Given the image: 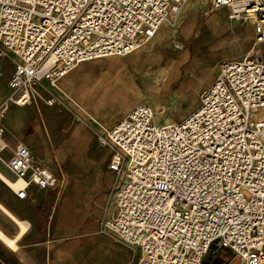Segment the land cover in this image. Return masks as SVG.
Returning a JSON list of instances; mask_svg holds the SVG:
<instances>
[{
  "label": "built area",
  "instance_id": "obj_1",
  "mask_svg": "<svg viewBox=\"0 0 264 264\" xmlns=\"http://www.w3.org/2000/svg\"><path fill=\"white\" fill-rule=\"evenodd\" d=\"M188 0H0V41L13 56L11 93L0 107V161L20 199L60 178L30 147L12 148L4 119L26 106L45 81L58 82L82 62L126 56L175 23ZM234 20H252L264 43V0H211ZM49 105L55 98L49 96ZM97 143L111 148L110 169L124 178L103 229L138 249L134 264H202L215 245L240 262L264 264V58L223 61L198 107L178 122H157L136 104L112 126L90 116ZM9 149V159L2 157Z\"/></svg>",
  "mask_w": 264,
  "mask_h": 264
},
{
  "label": "rangeland",
  "instance_id": "obj_2",
  "mask_svg": "<svg viewBox=\"0 0 264 264\" xmlns=\"http://www.w3.org/2000/svg\"><path fill=\"white\" fill-rule=\"evenodd\" d=\"M229 14L227 8L213 10L211 0H188L174 27L169 26L167 32L160 28L152 39L129 55L82 62L59 80L58 87L42 83L39 88L41 95L23 108L28 116L24 133L42 130L44 136L41 140L44 141L45 151L50 152L49 160L55 166L53 170L60 183L54 191L20 200V203H26L22 212L38 207L41 217L45 212L52 219L57 214L58 204L72 201L74 197L78 201L80 192L74 196V186L78 180L86 178V170L77 153L85 156L89 148L91 156L105 163L102 173L105 185L114 182L120 175L123 178L122 172L113 177L106 170L112 151L97 143L99 133L96 125L90 120L83 122L76 114L84 109L83 106L93 110L106 109L110 114L108 121L111 113L116 114L128 107V100H124L121 106L115 105L114 101L107 104L106 100H100L103 95L107 96L106 89L98 88L100 78L104 82L107 79L114 81L108 91V94L111 93L108 100L112 98V93L118 96L121 92L123 97L136 99V104L146 102L154 108L157 122L164 124L167 121L178 122L198 107L200 94L215 74L214 65L218 67L226 56L239 59L244 55L259 54L264 58V43L256 42L253 21L234 20ZM0 54L9 61L12 69L14 59L1 41ZM50 95L55 98L53 105L46 102ZM107 121L103 122H113ZM68 146L73 147L74 152L61 156V150ZM9 156V149L3 151L2 157L7 159ZM34 158L38 160L35 155ZM0 196L4 200H15L14 192L1 179ZM109 200L106 192L93 199L80 229L69 219L66 243L76 252L77 258L96 259L94 264H123L117 253L121 244L116 243L113 235L102 230L101 220L106 216V210L97 208L101 203L107 208ZM83 207V201L74 206L76 220L80 219ZM237 262L240 259L233 249L217 244L205 255L202 264Z\"/></svg>",
  "mask_w": 264,
  "mask_h": 264
},
{
  "label": "crops",
  "instance_id": "obj_3",
  "mask_svg": "<svg viewBox=\"0 0 264 264\" xmlns=\"http://www.w3.org/2000/svg\"><path fill=\"white\" fill-rule=\"evenodd\" d=\"M175 24L176 23L165 22L161 25L160 28H163V31L167 32L168 27H174ZM233 59H236V57L228 58L226 56L223 61ZM8 62L9 61L7 59H4L3 56L0 54V107H2V105L11 93L8 81L13 72L14 64L13 68L10 69ZM214 68L215 74L211 82L208 84V86H206L207 88L205 89H208L213 84L220 72V65L218 67L217 65H214ZM44 83L50 84L47 81H45ZM98 83H100L98 87L99 89L104 88L106 89L105 91H107V96L105 97L106 94L103 95L100 100H106L107 104H109V102L114 101L115 105L119 104V106H121L120 104H122L124 100H128V107L126 109H120V111L116 114L111 113L112 117L108 121L107 119L110 114L106 112V109L93 110L91 108L88 109L83 106L84 109H81V112L75 113L82 118L83 122L86 120H90V116L92 115L101 122L113 121L111 124H106L103 122L106 126H112L116 120L121 119L126 114H128L137 102L136 99L123 97L121 92H119L118 96L112 93V98L108 100L111 95V93L108 94V91L110 90L111 85L112 83H114V81L110 82L107 79L104 82L100 78L98 80ZM39 88H41V85L38 87V89ZM26 106H17L15 104H10V110L8 109L9 111H7L8 113H6L4 119V138L12 148H15L19 143H24L28 145L32 150L33 156L35 155V157L40 160L36 161V159L34 158L35 162L41 163L53 170L55 166L53 162L49 160L50 152L45 151L44 141L41 140V136H44L42 130L35 129L30 134L24 133L26 124L28 123V121H26L28 118L26 114V109H23ZM35 137H38L39 139H36ZM99 146L103 147L101 145ZM70 152H74V150L73 147L68 146L65 149L63 148L60 154L61 156H66V154ZM10 156L7 159H9ZM77 157L80 162L84 163V168L86 170V178L84 180H78L74 186V196L75 194L77 195L80 192L81 198L76 201L74 197L72 201H66L61 204H58L57 214L52 219H50L49 213L45 212L42 214L41 217L38 212V207L36 208V210L30 207L28 212H22V209L24 208V206H26V203L22 204L19 201L28 200L33 195L35 196L40 193L54 191L59 185L49 189H39L35 186L30 187L28 190V196L25 199H20L16 195V193L8 186L14 192L15 200H4L0 196V230L8 238L15 241V247H13L9 243H7L4 238L0 236V264H94L97 262L96 259L92 260L87 257L83 259L77 258L75 256L76 252L72 248H68V245L66 243L68 222L72 220L74 221L75 227H78L79 229L82 228L84 222L83 218L86 216L85 213H88V206L91 204L93 199H97L99 195L106 192L110 196V200L106 206L107 208L103 207V203H101L97 207L101 210H106L104 212V215L106 214V216H104L102 219L104 220V218H106L110 214L113 208L112 202L114 203L115 191L116 188L122 182L124 175L123 178L121 177L122 175H120V177L114 182L105 185L104 177L102 174L104 171L105 163H101L100 161L96 160L93 156H91L90 148L87 149V154L85 156L79 152L77 153ZM109 164L110 159L107 163L106 170L110 173L111 176H117L118 173L112 171L110 169ZM0 172L5 175L7 179H14L13 172L2 161H0ZM0 179L5 182L2 177H0ZM89 180L91 187H89ZM79 201H83L84 207L82 209V215H80V219L76 220V210L74 209V206ZM78 209L81 210L80 205L78 206ZM108 212L109 214H107ZM102 220L101 226L102 230H104ZM19 221L27 224L26 230L23 231V228ZM112 238L115 240L114 237ZM116 243L121 244L117 247L120 248L121 251L120 249H118L119 251L117 253L120 254L123 264H134L137 254L139 252L137 247L118 241H116ZM8 258H10V261L8 260Z\"/></svg>",
  "mask_w": 264,
  "mask_h": 264
},
{
  "label": "bare ground",
  "instance_id": "obj_4",
  "mask_svg": "<svg viewBox=\"0 0 264 264\" xmlns=\"http://www.w3.org/2000/svg\"><path fill=\"white\" fill-rule=\"evenodd\" d=\"M51 88H52V86H51ZM0 177H2V179H4V180H10L9 178L7 179V177L5 175H3L1 172H0ZM19 223L21 224V226L23 228V231L26 230L27 224L24 223V222H21V221H19ZM0 236L2 238H4L7 241V243H9L13 247H15V241L10 239V238H8L1 230H0Z\"/></svg>",
  "mask_w": 264,
  "mask_h": 264
}]
</instances>
